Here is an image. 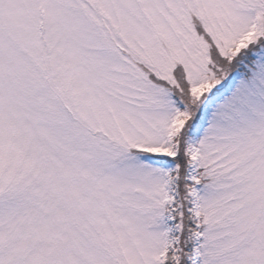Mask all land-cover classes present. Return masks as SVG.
I'll list each match as a JSON object with an SVG mask.
<instances>
[{
    "label": "snow or ice",
    "instance_id": "1",
    "mask_svg": "<svg viewBox=\"0 0 264 264\" xmlns=\"http://www.w3.org/2000/svg\"><path fill=\"white\" fill-rule=\"evenodd\" d=\"M0 264H264V0H0Z\"/></svg>",
    "mask_w": 264,
    "mask_h": 264
}]
</instances>
